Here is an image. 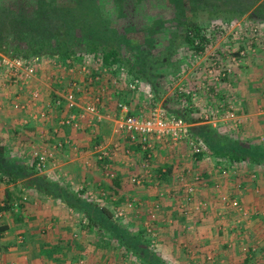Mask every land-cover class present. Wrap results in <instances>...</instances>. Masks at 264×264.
Returning a JSON list of instances; mask_svg holds the SVG:
<instances>
[{"label": "crops", "instance_id": "crops-1", "mask_svg": "<svg viewBox=\"0 0 264 264\" xmlns=\"http://www.w3.org/2000/svg\"><path fill=\"white\" fill-rule=\"evenodd\" d=\"M250 20L253 24L258 22L253 19ZM263 24L261 27H263ZM261 34L264 36V29L261 30ZM232 42L231 46L233 49L246 47L245 43L239 42L238 44L235 39ZM263 48L264 46L259 47L254 44L253 50L249 51L245 62L239 66L240 68L233 66L229 80L233 87L232 90L236 91L235 99L237 101L243 100L242 107L239 106L242 113L252 116V123L257 121L261 130L259 132L264 134V111L258 118L256 117L257 111L261 107V100L264 101ZM48 68H42L38 77L29 86L20 88L7 83L0 85L1 144L6 145L8 150L19 149L16 155L20 156L19 159L22 160H24L22 155L27 153L26 159H28L30 158V151L35 149L40 151L45 149L52 152L53 158L48 160V168L44 172H39V174L54 184L68 187L70 191L78 194L85 201L91 200L86 198L87 193H90L94 197V201L92 200L91 203L98 202L100 206L111 209L115 213L117 220L121 223L124 222L126 226L141 228L145 234V224L150 225V223L146 222L143 225L144 215L150 217V221L153 219L156 222L159 218H163V220L157 222L158 225L152 224V220L150 226L154 228L161 223L166 230H172H169L164 236L155 234L156 239L152 238L150 240L154 242L153 246H157L158 249H156L161 251L162 258L164 257L163 259L167 264H169V258L173 259L175 255L176 257H181V255L173 254L174 250H179L176 247L177 243H193L194 239H204L209 236L208 233L212 234L215 232L212 225H215L214 227L218 226L217 228L219 229L221 226L223 227L222 224L230 227L237 225L236 222L241 223L236 226L238 231L242 232L244 237L249 236V241L256 244L258 250H261L256 259H261L260 261L264 262V206H262L263 208L260 206L262 202L264 203V169L260 170V165H255L258 168V170H255L256 167L254 165L246 164L245 162L235 163L233 164L235 169L232 170L229 169L228 162L225 159H216V161L218 160V163H215L216 168H218L216 169L218 174L223 176L221 172L224 169L229 170V172L224 178L219 176V180L215 173L212 177H209L210 186L213 184L212 181L217 183L219 190L216 193L230 194L232 198H236L239 201L245 210H249V212L247 211L249 214L246 217L249 218L247 221L240 220L245 218L231 209L227 212L221 211V207H217L216 203H214L217 199L212 202L215 193L213 188H200L198 192L199 200L205 203L208 208L206 215L203 216V210H201V214L200 212L198 215L195 214L194 218H185L187 221L183 217L184 221L180 217L176 219L177 216L174 215V208H172L173 204L176 206V201L179 202L178 198L180 195L176 196V192L171 193L176 201L173 197L166 200L165 196L158 194L159 192H157L156 188L155 192H149L148 190V196L151 194L148 201L145 200L147 198L145 196L142 199L135 195L138 188L136 190L133 189L132 184L129 183L130 174L134 175L135 173V175L139 176L143 170L139 161L135 165L136 156L134 157V154L136 155V153L133 150L138 149L134 146H128V142L123 141L121 146L131 151L130 161L119 156L118 160L113 162L117 175L114 182L118 183L116 187L118 190H114V182L105 179L101 175L98 164L92 157L93 152L91 153L90 151L94 140L91 132L95 130L97 133H103L104 136L105 134L100 129L98 130V126L95 129L92 127L88 128L85 117L79 118V122L82 125V129L79 131H75L69 126L61 125L69 114L64 107L61 109L59 106L54 105L52 92L54 88L51 84V78L54 77L51 76ZM33 90H38L40 93L36 107L34 109L30 108V110L14 109V104L16 103L21 106L26 105L29 100V92ZM56 97L59 98L58 96ZM89 99L90 97L81 98L82 102H86ZM108 99L111 98L109 97ZM108 99H105L101 110V113L107 115L104 116L105 120L103 122L112 125L109 133L114 136L113 139H117L118 136L113 134L114 124H112L115 107L109 108L110 104L115 106V103L113 102L114 100ZM48 104H50V107H48ZM41 114H44V117ZM24 118H29L27 125L22 124ZM99 126H102V124ZM103 135L102 137H104ZM245 137L251 138V133L247 132ZM261 139L262 141L264 140L262 137ZM66 140L70 144H65L64 141ZM59 143H62L63 147H57ZM168 148L169 146L163 145L159 148L160 150H155L156 157L153 159L152 166L155 162L164 160V157L161 158L164 149H167L168 152H166L170 154L168 158L170 160L166 162L170 165L171 172L174 171L176 164L179 166L178 163L185 164V162L189 161L188 155L184 156L183 152L185 151L180 146L171 147L172 151ZM81 149H83V153ZM179 153H181L180 156ZM157 156L159 157L158 159ZM25 162H30V160ZM173 163H175L174 166H172ZM183 167L185 168V166ZM183 167L181 166V168ZM168 188L171 189L172 187ZM109 190L124 195L123 200L126 199L125 196L139 197L142 206H140V209L129 210V208L126 209V204L124 203L114 205V203L107 200ZM46 192H41L31 186L28 188L24 187L22 181L16 183L0 181V207L5 206V204L9 206L7 210L2 212V218L0 219V225L7 226V229L0 233V264H127L126 258L130 255L126 256L127 254L119 248L113 237L112 240L109 239L112 243L107 247L105 243L107 235L103 236L101 233L92 232L88 228L86 218H83L74 209L67 207L61 199L52 197ZM100 195H104V198L101 197V199L97 200L96 197ZM110 198L115 200L118 196ZM213 203L216 208H214ZM151 208H153L154 213L150 212L152 211ZM120 211L124 214L117 216ZM216 214L223 215V217H219V219ZM199 219L201 222L198 223ZM229 219H232V221ZM164 221L167 222L164 223ZM179 221L180 228L183 229L184 234L182 231L179 232L175 229ZM208 226L211 228L206 230ZM189 228H193L192 231H197L199 235H196L197 237L192 236V233L188 232ZM175 232H177L174 234L176 239L168 237ZM213 238H217L216 235ZM220 239L222 237H219ZM97 249L100 252H97ZM93 253L101 254L99 260L101 261L102 258V263L96 261L97 258L93 257ZM193 257L196 256H190V260L195 261L197 257L195 260ZM108 258L114 259L115 262H107ZM184 258L187 257L184 256ZM131 259H134L133 254H131Z\"/></svg>", "mask_w": 264, "mask_h": 264}, {"label": "rangeland", "instance_id": "rangeland-1", "mask_svg": "<svg viewBox=\"0 0 264 264\" xmlns=\"http://www.w3.org/2000/svg\"><path fill=\"white\" fill-rule=\"evenodd\" d=\"M39 1L40 0H0V8L1 6H4L5 8L9 10H16L18 13L24 15L26 18L31 20V19L36 18L35 13H36L38 6L40 5ZM111 1L113 2V0H104L102 3H100L102 5H97L95 1L91 2V0H81L80 11L83 12V15L85 14L87 18L91 19V22L93 23V26H95V29L97 30V32L102 31L101 25L104 23V18L101 16V14H103V16L105 15V18L108 20L110 28H114V30L117 32L116 36H120V37L125 36L126 38L130 39L133 42V44L141 45L146 40L144 39L142 30H144L145 28H151L154 22H157V21L160 22L159 26L155 27V29L158 30V32L156 30L155 32H152V39H154L152 55L157 57L156 62L157 61L160 62V60H164L167 63V65L166 67L164 68L161 67V69L158 70L159 73L160 72L162 73V77L159 76V73H158L157 80L160 85L159 90H161V93H160L161 98L156 102L157 105L167 110L168 109L167 107L170 108V106H172L173 104L172 105L167 104L166 101L168 100L170 95H174L177 93L179 94V97L182 98L180 99V101L182 102L179 104V106L183 108H189V111H190L189 118H191V120H198V119L200 120V122L192 124L193 127H204L206 129L210 128L212 130H215L218 133V137L227 136L230 138L231 141H237L240 144H247L253 147L261 146V145L264 146L263 145L264 140L262 141L261 139V137L264 138L263 136L264 134L259 132L261 131L260 125L257 123V121H254L255 123L254 122L252 123V120H251L252 116L245 115L242 113L241 108H239V106L242 107L243 100L237 101L235 99L234 95L236 91L232 90L233 87L230 84L228 76L220 80L216 84L214 77L217 76V69H214V68L212 69V67H210V64L212 63L211 61L212 57L210 54L211 53L215 54V48L218 46V51L220 49L224 50L225 47L231 46V44L233 43L232 41L234 40L232 39L234 38H232L233 36H231L232 35L231 32H233L234 30L233 27H228L223 36L221 35L220 37H217L218 33L215 34V38L211 36L210 39L212 40V42L210 43H212V47L207 52H204L203 54L199 55L200 54L199 52L196 53V52H193L191 49H188V48L186 49L185 44H183L182 42L179 43L181 39L177 35L179 31H176L177 26L174 20L176 19V11L172 7L173 5L171 2H169V0H168L169 3L167 2V0H144V1L141 0L142 1L141 5L136 6L137 9L133 11L131 16H128V17L122 16L121 18H117L116 8H115L116 4L115 2L112 3ZM74 2L75 0H56L54 5L58 7L73 6ZM111 4H113L112 9H110V7L108 6ZM106 5L109 7L108 8L109 11L107 12L103 10V8L107 10ZM117 6H118L117 12L118 14H120L119 5ZM185 6L188 7V1L186 2ZM203 6L204 4L201 3L200 5L197 6V9L195 10L194 13H192L191 10H188L187 12V14L191 17V19L196 20V22L200 23V25L201 24L205 25L206 23V24H210L209 26L210 27L212 26V28L219 27L223 25L224 22H228V23L233 22V23H236L237 25H241L242 27H249L248 26L249 24H252L255 26L259 25L257 23L253 24V22L249 18H247L246 15L242 16L238 20H233V21H231L232 19H227L224 15L219 16V14L216 18L209 17L208 13L206 12ZM113 9H114L115 15H113ZM192 14H195V16H192ZM224 18L226 20H224ZM210 27H208L207 30L205 31L206 32L211 31ZM131 28H136L138 29V31L133 32ZM110 35L111 33H108V36ZM241 39L237 40L238 44L239 42H242ZM114 44H116V42H114ZM231 48L233 49L232 46ZM121 51L124 53L126 58L129 57V54L125 53L123 49H121ZM0 56H5V54L0 52ZM45 59L47 60V63L43 65L42 68L45 69L49 67L48 70L51 72L52 77H56V75H58L59 73H60V76L63 78L67 75L64 70L59 68V65H62L60 58L59 59L58 58H54V59L45 58ZM75 65L76 66L78 65V67L80 66L79 64H77V62L75 63ZM68 73L71 74V76L76 77L77 85H78L77 83L78 80L79 79L82 80L84 76L82 73H80L79 70H76V69L75 70L71 69V72L68 71ZM118 73L121 74L122 72L119 71ZM154 74L155 73H153V75ZM127 78H128L127 74L123 78L122 77L116 78L117 82H114V81L110 82L111 87L109 89H107L104 86L102 87V88H106V91L103 92V96H104L103 103L105 102V99H108L109 97L111 99H108V100H113L110 92L112 91L114 87L118 89L125 88L122 85V83L125 80H127ZM69 80L71 81V77H69ZM143 86H144L143 92H136L132 94L129 93L128 96L124 97L128 106L136 114L140 112H146V110L148 109L147 93H150L151 95L153 94L152 89L148 84L143 83ZM102 88L99 89L98 91L97 89H92V87H89L88 89L84 88L82 89V92L79 96H81V98L83 97L91 98L95 94L102 93ZM9 91L11 92V90ZM113 102L116 103L115 101ZM260 105L261 107H259L257 111L258 112L256 116L257 118L262 114V108H264L263 100H261ZM113 107H115L113 104L109 105V108H113ZM101 124L102 126H99L100 124L98 125L99 127L98 130L100 129V131H103L105 136L103 135V133H96L98 134V137L102 139V135H103L105 141L113 140L114 136L111 135V133H109V129L111 128L112 125L107 122L105 123L103 122ZM187 124L190 127H192V125H190L189 123ZM253 130H257V131L254 132ZM247 132L251 133V138L245 137V134ZM91 136L93 137V135ZM117 140H119V137L117 138ZM202 143H203L204 151H203L202 156H198V157L193 156V154L186 147L180 146V148H182L185 151L183 152L185 154L184 156L188 155L187 158L189 159V161L185 162V164L178 163L179 166H177L176 164V167L174 168L173 172H171V170L168 171V168L170 167V165L166 161L170 160L168 159L170 154L167 153L168 152L167 149H164L162 151L163 153L161 154V158L164 157V160L155 162L153 166L151 165V174L153 178H155V180L158 182L157 186H151L150 188H148L147 185L137 186L135 183H133V179L136 176L135 173L134 175L130 174L131 178H130L129 183L132 184L133 189L136 190L138 188V191L136 190L135 195L141 198L145 196L147 197L145 200L148 201L149 196L151 197V194H149L148 196V193L150 191H154L156 188L157 192H159L158 194L160 196H165L164 198L166 200H169L172 197L175 200V197L172 196V194L173 192H176L177 193L176 196H178V194L180 195L178 198L179 202L175 200L176 206L173 204L172 208H174L173 210L175 213L174 215L177 216L176 219L180 217L182 221H184L183 220L184 216L181 214V211H180V208H181L180 203L182 202V197H184L182 193L184 192L183 185L185 183L192 182L194 179L199 177L200 178L199 181L201 182H198L196 184V191L194 193L193 203L202 204L200 210H203L202 211L203 216L206 215V213L208 212V208L205 203L199 200L200 198L198 197V192L200 191V188H206V189L213 188L215 193H214V198L212 202H214L217 199L214 202L216 203L217 207H221L220 210L223 212L229 211V208L226 205H223L219 202V196H218V193H216L217 190H219L217 183H214L212 181L213 184L212 186H210L211 184L210 183L211 181L209 180L210 176L212 177V175L215 173V175H217L218 180H219L218 177L221 176L220 174H218V171L216 170L218 168H216L217 166L215 165V163H218V160L216 161V159L218 158L216 155L213 154V152L209 149V146L205 142H202ZM161 146L163 145L156 146L155 150L159 149ZM168 149L170 151L173 150L171 148H168ZM18 150L19 149H13V150L9 149V152H8L9 156L12 157V159L15 156L20 157L16 155V153L19 152ZM90 151L92 153L93 149L91 148ZM133 151H135L136 153V155L134 154V157L136 156L135 165L138 163V161L141 164L142 159L145 156L139 150H133ZM81 152L82 153L84 152L83 149H81ZM180 154L181 153H179V156ZM23 156H24L25 161L30 160V162H33L32 151H30V155H29L30 158L26 159L27 153L22 155V157ZM92 157H94V159L96 160L95 154L92 153ZM158 158L159 157L157 156V159ZM174 165L175 163L172 164V166ZM181 166L182 167L185 166V168L184 167L181 168ZM259 167H260L259 168L260 170H262V168L264 169V155L262 157V163L260 164ZM112 168L116 174V171L113 165H112ZM255 170H258V168L256 167ZM100 173H102L101 170H100ZM221 177L224 178V176H221ZM116 187L117 186L114 187L115 191L118 190ZM168 187H172V188L169 189ZM215 194H217V196H215ZM196 195H197V200H196ZM103 196L104 195L102 196L100 195L96 197V199L99 200L101 199V197L104 198ZM112 196L113 197L118 196V198H116L115 200H112L110 198ZM123 197L124 195L111 192L109 190V193L107 195V200L114 203V205L115 204L119 205L120 203H124L126 204V209L129 208L127 207V204L131 202L135 204L133 209H140V206H142V202L140 201L139 197L132 198V197L125 196L126 198L125 200L122 199ZM159 198H163V197H159ZM91 201L92 200L87 201V202L91 203ZM149 201L151 202V200ZM214 203H213V206H214ZM93 204H98V202L93 203ZM260 206L261 207L264 206V203L262 202V205ZM214 208L216 207L214 206ZM130 209L131 208H129V210ZM151 209L152 211L150 212H153V208ZM247 211L249 212V210ZM199 212H194L191 217L194 218L196 215L199 214ZM216 215H217V218L223 217V215H220V214H216ZM244 218L245 219H240V220L247 221V219H249L246 217ZM161 220H163V218H159L157 222ZM199 220L197 221L198 223L201 222V220L200 221ZM229 220L232 221V219H229ZM151 221H150V217H147L144 215L143 225L146 222H149L151 225ZM157 222L153 220L152 224L158 225ZM166 222L167 221H164V223ZM236 224L238 225L241 223L236 222ZM222 225L223 227L221 226V228L219 229L217 228L218 226L214 227L215 225H212L213 229H215V232H213L212 234L208 233L209 236L204 239H194L193 243H190L191 246L189 243H186V244L177 243L176 247L179 250L178 251L174 250L175 252L173 254H177V256L181 255V257H176L175 255L173 256V259L169 258L168 263L169 264H264V262L260 261L261 259H256V256L261 250H258V247L256 244L249 241V238H250L249 236L244 237L242 235V232L238 231V227H236L237 225H232L230 227L229 226L226 227L224 226V224ZM176 226L177 227H175V229L178 230L179 232L182 231V233L184 234L183 229L180 228V221L178 222V224H176ZM151 228L153 230L152 237L151 235L148 236L144 234V236L146 235L147 238H149V240L151 238H155V234L156 235L159 234V236L160 235L164 236L169 230H172V229L166 230L164 226L161 225V223H159V226H156L154 228L151 227ZM209 228L211 227L208 226L206 230H209ZM192 229L193 228H189L188 232L192 233V236L197 237L196 235H199V233L197 231L193 232ZM218 230L220 231L219 233H218ZM129 231L134 232V229H130ZM141 232L144 233V231H141ZM177 232L171 234L168 237L175 238L174 234H176ZM222 233H224V235H222ZM215 235L217 238L214 239L213 236ZM219 237H222V239L219 240ZM153 245H154V242H151L150 240V245L148 246L149 250L146 249L147 252L149 254H153L155 257V260L156 259L162 260L163 262L167 264V262L164 261L163 259L164 257L162 258L161 251H158L157 246L154 247ZM97 252H100V250L97 249ZM100 256L101 254L99 255V254L93 253V257L97 258L96 261L98 263H102V258H101V261L99 260ZM126 256H128L126 258L127 264H144L139 259H136L135 256H134V259L132 260L131 254H127ZM184 256L187 258H184ZM190 256H196L197 258L193 257V259L195 260L196 258V260L192 261L190 260ZM112 261L115 262V260L114 259L112 260V258L111 259L108 258L107 260V262L109 263H113Z\"/></svg>", "mask_w": 264, "mask_h": 264}, {"label": "trees", "instance_id": "trees-1", "mask_svg": "<svg viewBox=\"0 0 264 264\" xmlns=\"http://www.w3.org/2000/svg\"><path fill=\"white\" fill-rule=\"evenodd\" d=\"M55 1L40 0V5L35 13L36 18L31 20L16 10H9L1 6L0 52L4 53L5 56L17 57L23 61H28L32 58H60L67 75L64 79L60 78L59 74L51 79L54 90L66 92L70 81L69 77H71V81H77L76 77L71 76L68 71L70 69L80 70V67L87 63L89 74L83 76L82 80H78V88L80 89L92 87V89H97L98 91L103 86L109 89L111 87L110 82L117 81L116 78H123L127 74V80L122 83L125 88L118 89L114 87L110 92L112 99L116 103L120 99L125 100L124 97L128 96L129 93H134L127 88V85L134 80L146 83L151 87L153 97H147L148 108L151 103H156L161 98L160 85L157 80L158 70L161 67H166L167 63L164 60L156 62L157 57L152 55L154 43L152 32H155V27H158L160 22H154L151 28L142 30L146 40L141 45H136L125 36H116L117 32L114 28H110L108 20L101 13L104 23L101 25L102 31L97 32L91 19L80 11L81 0H75L73 6L63 7L55 6ZM93 1L97 5H102L100 3L104 0H91V2ZM142 1L113 0L116 4L117 18L131 16L133 11L137 9L136 6L141 5ZM187 1L188 7L185 6ZM169 2L172 3V7L176 11V19L174 20L177 26L176 31H179L177 35L181 39L179 43L182 42L186 45V49H191L196 53L202 51L205 45L212 42L210 37L214 36L212 31H205L210 24L200 25L187 14L188 10L194 13L197 6L201 3L204 4L203 7L208 16L212 18H216L219 14V16L224 15L227 19H232L231 21H233L246 15L247 18L258 21L259 25L264 22V0H169ZM117 5H119L120 14L117 12ZM108 6L112 9L113 4ZM108 6L106 5L107 10L104 8L103 10L109 11ZM113 15H115L114 9ZM192 16H195V14H192ZM224 20L226 19L224 18ZM261 28L264 29V24ZM131 29L133 32L138 31L136 28ZM156 31L158 32V30ZM108 33H111V35L108 36ZM121 49L129 54V57L126 58ZM76 62L80 65L79 67L75 65ZM121 69L123 71L119 74L118 72ZM153 73L155 74L153 75ZM159 76L162 77L161 72ZM90 77H98L99 81L90 82ZM77 94L80 95L81 93L77 92ZM53 97L54 99L56 98L54 93ZM180 99L182 98L177 93L170 95L166 103L173 105L170 108L165 106L168 108V113L182 118L190 125L200 122L199 119L191 120L189 118V108L179 106L182 102ZM61 101L59 108L62 109L65 104L63 100ZM78 111L70 110L67 112L70 115L78 113ZM130 114L136 113L130 108ZM190 132L201 143L205 142L218 159H225L229 165L245 162L246 164L258 166L262 163L264 155V147L262 145L253 147L247 144H240L237 141H231L227 136L218 137V133L210 128L193 127L192 125ZM8 152L6 145L0 143V181H6L7 183L22 181L24 187L28 188L31 186L41 192H46L47 190L46 193L50 196L61 199L67 207L74 209L83 218H86L88 228L92 232L101 233L103 236L107 235L108 239L105 238L107 247L112 243L109 239L112 240L113 237L119 248L126 254H133L136 259H139L144 264H166L162 260H155L154 255L147 252L150 240L147 236H144L141 228L126 226L124 222L121 223L117 220L115 213L111 209L87 202L81 199L78 194L70 191L68 187L50 182L39 174L34 162H25V160L16 156L12 159ZM170 170L168 168V171ZM114 183L115 186L118 185L117 182ZM8 208V204H5V206L0 207V212L2 213ZM6 229L7 226L0 225V233ZM130 229H134V232L129 231ZM105 239L103 238V240Z\"/></svg>", "mask_w": 264, "mask_h": 264}, {"label": "built area", "instance_id": "built-area-1", "mask_svg": "<svg viewBox=\"0 0 264 264\" xmlns=\"http://www.w3.org/2000/svg\"><path fill=\"white\" fill-rule=\"evenodd\" d=\"M248 26L249 27H242L233 22H224L223 25L214 28L209 26L214 38L215 34L218 33L217 37H220L221 35L223 36L228 27H233L234 30L231 32V36H233L232 38L235 40H240L242 38V42L246 44L245 48L232 49L231 46H227L224 50L220 49L219 51L217 46L215 48V54H210L212 57L210 67H212V69H217V76L214 77L216 84L232 73L233 66L239 67L245 62L247 54L249 51L253 50L254 44L259 47L264 46L261 25L255 26L249 24ZM211 47L212 43L205 45L203 50L199 51V55L207 52ZM46 63V59L32 58L28 61H23L17 57L11 58L0 56V85H2V83H7L9 85L19 86L20 88L29 86L31 82L38 77L42 66ZM59 68L62 70L65 69L62 65H59ZM69 71L71 72V69ZM79 71L84 76H87L89 74L87 63L80 67ZM120 71L122 72L123 70L121 69ZM60 78L64 79L61 76ZM98 80V77L89 78L90 82ZM114 82L117 81L114 80ZM127 88L134 93L144 91L143 84L138 80L130 82L127 85ZM104 91H106V88H102V93L95 94L86 102H82L81 96L77 94V92L81 93L82 89L78 88V85L74 81L68 82V90L66 92L58 91L57 89L55 91L53 90L52 92L59 97L54 99V105L60 106L62 102L61 100H63L65 110H79L78 113L70 114L62 121L61 125L69 126L73 130L79 131L82 129L79 118L85 117L87 119L86 126L95 129L96 126L105 120L104 116H107L101 113V110L103 109L102 103ZM147 96L148 98H152L150 93H147ZM39 97V91L33 90L29 92V100L27 104L21 106L16 103L14 104V109H34L36 107V102L39 101ZM48 107H50V104H48ZM262 111H264V108H262ZM41 116L44 117V114H41ZM112 119L114 124L113 134L118 136L119 140L113 139L105 141L104 137H102V139L98 137L95 130H92L91 132L94 139L91 148L93 149V154H95L96 162L102 175L111 181L116 179V174L112 168L113 162L117 161L119 156L130 161L131 151L128 148L121 146L123 141L128 142L129 146L136 147L145 156L141 162L143 171L139 176H135L133 183L137 186L147 185L148 188L151 186H157L158 184L151 174V165L155 157V147L157 145L169 146V148L184 146L193 154V156L198 157L203 154V144L191 135L190 126L182 118L169 114L165 108L156 103H151L146 112L130 114V107L127 102L120 99L115 103V113L112 116ZM28 121L29 118H24L22 124L27 125ZM64 143L70 144L68 140L64 141ZM57 147H63L62 143H59ZM32 156L35 168L41 173L48 168V160L53 158V153L45 149L42 151L35 149L32 151ZM228 167L232 170L235 169L233 168V165L228 164ZM228 172L229 170L224 169L221 174L225 176ZM199 180L200 178L197 177L192 182L183 185L184 192L182 193L184 197H182V202L180 203V211L184 218H190L194 212L201 211L202 204L193 203L196 184L201 182ZM218 196L221 204L226 205L229 209L237 212L242 217H247L249 215L247 210L239 204V201L236 198H232L230 194L218 192ZM86 198L89 200L94 199L90 193H87ZM134 206L135 204L132 202L127 204V207L131 209H133ZM123 214L124 213L120 211L117 216H122ZM1 218L2 213L0 212V219ZM145 229V234L148 236L151 235L152 237L153 233L151 226L145 224Z\"/></svg>", "mask_w": 264, "mask_h": 264}]
</instances>
